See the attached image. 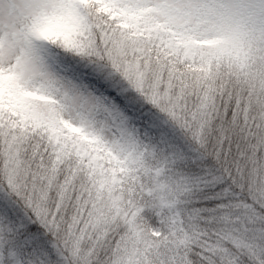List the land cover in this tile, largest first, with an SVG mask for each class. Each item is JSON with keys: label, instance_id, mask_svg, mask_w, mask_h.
<instances>
[{"label": "snow or ice", "instance_id": "1", "mask_svg": "<svg viewBox=\"0 0 264 264\" xmlns=\"http://www.w3.org/2000/svg\"><path fill=\"white\" fill-rule=\"evenodd\" d=\"M0 264H264V0H0Z\"/></svg>", "mask_w": 264, "mask_h": 264}]
</instances>
